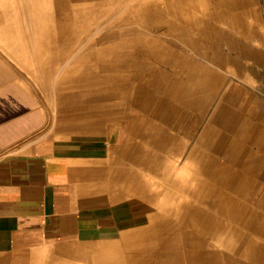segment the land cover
<instances>
[{
    "label": "bare ground",
    "instance_id": "bare-ground-1",
    "mask_svg": "<svg viewBox=\"0 0 264 264\" xmlns=\"http://www.w3.org/2000/svg\"><path fill=\"white\" fill-rule=\"evenodd\" d=\"M36 1L37 28L47 27L48 33L53 34H49L52 35L51 38L44 34V39H50L48 42L61 51L51 57H42V60L48 62V76L57 72L62 75L59 85L71 110L69 112H74L72 122H68L67 126L80 130H100L112 122L121 125L130 121V136L118 150L116 158V179L127 182L134 190H142L143 178H159L160 182L154 180L153 185H147L149 190L165 195L160 203H154L155 209L159 212H164L165 209L166 212L168 208L167 211L172 209L171 211L175 212L168 220L154 218L152 226L141 240H128L106 248L91 262L125 264L127 261L145 260L146 255L148 258H157L168 257L173 253L175 260L183 256L193 257L195 248H189V245L194 243L195 246V243L203 242V238L198 237L196 227L185 231H178L176 228H179L185 219L187 222H193L197 211L191 210V218L187 219L183 212L188 211L189 207L178 196L192 197L190 205L197 210L199 204L197 205L196 196L203 202L207 201L209 195H215L219 199L209 207L213 213L214 210H221V213L230 214L232 219L234 217L242 227L251 225L250 215L254 212L253 207L239 204L236 197H243L250 189L248 193L253 195L254 203L256 197L264 195V184H260L262 178L252 172L246 175L245 170L241 169L237 176L229 174L227 179L228 174L224 175L227 165L225 166L219 155L227 157L224 145L230 138L232 127L235 132L256 128L252 140L260 141V152L258 154L251 151L245 154L246 147L242 156L259 155L262 159L264 157V128L251 122L253 115L258 114L264 122V100L253 95L248 86L252 85L261 90L259 80L254 85L249 83V80L257 75L255 66L264 67V33L257 26L261 18L257 12L256 1ZM183 30L194 34L188 39L195 52H203L207 62L225 63L223 74L242 78L244 85L235 80H225L226 77L220 79L222 74L209 70L208 66H187L186 63L182 66L178 42L174 39H177L175 34H180ZM257 38L260 40V48L254 46V39ZM44 39L39 41L40 44L46 42ZM223 45L227 46L229 52H237L236 71L232 68L229 58L221 55L219 49L222 50ZM163 64H167L168 68H163ZM237 67L242 74L237 72ZM247 70L252 72L247 75ZM184 71L191 75L193 82L198 83L196 92L191 93L196 94L195 100L183 98L193 90L180 79V74ZM202 87L211 93H222V103L217 104L211 116L213 122L222 124L225 129L220 135L218 133L221 130L216 131V134L212 131L207 138L213 123L204 124V148L198 145L200 140L197 139V143H187L190 162L181 173L176 165H180L177 161L182 155L180 148L185 141L181 142L180 138H175L168 134L167 130L161 129L160 123H167L180 132L183 131L186 136L194 138L198 123L184 108L194 105L195 108H200L202 115V111L207 113V96L204 94L205 97H200L199 94ZM159 93L179 97L177 100L183 105L171 102L168 98L161 102V98L157 97ZM245 114L250 115L249 121ZM256 134L259 135L255 137ZM212 142L216 145L217 153L206 150L212 147ZM234 156L230 154L229 157ZM150 163L154 166L150 167ZM251 166L252 164L248 165L246 169L249 170ZM252 178L255 180L253 184ZM175 181L182 182H179L180 186H175ZM173 222H180V225L175 226ZM206 222L203 232L204 239L208 240L212 239L211 214ZM263 224L257 225V228ZM165 228H169L168 231ZM251 229L260 233L254 227ZM219 245L228 246V239L223 238ZM252 251L254 253L250 260H254L255 264H264V237L260 239L257 247L252 245Z\"/></svg>",
    "mask_w": 264,
    "mask_h": 264
},
{
    "label": "crops",
    "instance_id": "crops-1",
    "mask_svg": "<svg viewBox=\"0 0 264 264\" xmlns=\"http://www.w3.org/2000/svg\"><path fill=\"white\" fill-rule=\"evenodd\" d=\"M37 2L0 0V264H95L91 260L106 248L145 236L154 221L155 200L153 193L134 190L116 179L118 150L130 136L127 128L115 122L100 130L67 126L60 91L48 81V62L42 60L48 56V44L37 43L47 34V27L37 28ZM261 6L257 0L258 14ZM257 26L264 33V22L259 20ZM179 33L173 39L182 66H207L203 52L197 54L189 43L194 34ZM258 40L254 39V46L260 48ZM255 68L262 85L258 94L264 100V67ZM180 79L193 89L183 98L195 100L191 93L198 83L185 71ZM200 91V97L206 94ZM48 98L60 102L59 114L48 108ZM189 113L197 115L193 110ZM245 116L249 121L250 115ZM204 127L196 131V139ZM232 129L224 145L227 157L221 159L227 165V179L239 172L225 159L230 154L242 156L245 147L238 140L242 130ZM204 241V248L194 251L193 257L146 255L142 264H255L223 248L214 251L212 239Z\"/></svg>",
    "mask_w": 264,
    "mask_h": 264
},
{
    "label": "rangeland",
    "instance_id": "rangeland-1",
    "mask_svg": "<svg viewBox=\"0 0 264 264\" xmlns=\"http://www.w3.org/2000/svg\"><path fill=\"white\" fill-rule=\"evenodd\" d=\"M256 2H257V0H255ZM261 3H262V6H261V13L259 14L260 15V18H261V22L263 23L264 22V0H261ZM51 22H53V17L51 18ZM44 26H45V24H44ZM49 34H53V33H48V29H47V34L45 35V36H48V38H51L50 36H52V35H49ZM41 39H44V35H43V37H39L38 38V45H43V44H40V42L39 41H41ZM45 41H46V43L48 44V56L49 57H51V56H54V55H56V54H58L59 52H61V51H59V50H57V47H54L51 43H49L48 41L50 40V39H44ZM56 48V49H55ZM57 50V51H55V50ZM224 49H226V50H224ZM222 52L223 53H221V55L223 54L225 57H228L229 59V61H230V63H232V68L233 69H235V71H236V64H237V61H238V56H237V52L236 51H230V52H226V51H228V48H227V46H225V45H223L222 46ZM63 51V50H62ZM195 52V51H194ZM197 52V54H200L201 52H198V51H196ZM231 52H232V58L229 56L230 54H231ZM63 53H64V51H63ZM54 54V55H53ZM204 54V53H203ZM205 55V54H204ZM48 56H45V57H48ZM205 57H206V55H205ZM243 58V57H242ZM206 59H207V57H206ZM233 59V60H232ZM207 61V60H206ZM228 61V62H229ZM209 62V63H208ZM206 64H207V66L209 67V70H213V71H217V72H220L222 75H221V78L220 79H222V77H223V79H224V77H226V79L225 80H232V81H236L238 84H242V85H244V81H243V79L242 78H237L235 75H231V76H228V75H226V74H223V72H224V64L225 63H218V62H212V61H208ZM213 63V64H212ZM236 63V64H235ZM206 65H204L203 67H207ZM238 66V65H237ZM62 68H64V67H62ZM168 68V67H167ZM216 68V69H215ZM218 68H220V69H218ZM223 70V71H222ZM261 70H263V68H261ZM240 72L241 73V70H238V67H237V72ZM247 72V75H249L251 72H250V70H247L246 71ZM242 74V73H241ZM61 73L59 72H57V73H55L54 75H52V74H50V76H48V81L49 82H53V84H54V86H56V87H58V89H59V91H60V94H59V101L61 102V104H62V109H63V113H64V115L66 116V121H67V123L68 122H72L71 121V118L73 117V114H74V112L72 111V113H70L71 112V110L68 108V103H66L67 101L64 99V95H63V90L61 89V87H60V85H59V81H60V78H61ZM255 77H254V79H250L249 80V83H251V84H255L257 81H258V78H257V75H254ZM237 79V80H236ZM242 80V81H241ZM249 87H250V89L252 90V93H253V95H255L257 98H259L260 99V97H259V92L261 91V90H259L258 88H255V87H253L252 85H248ZM49 89V88H48ZM202 89H204V90H206V96H207V113H205L204 114V111H202V113H203V115L201 114V110H199L200 108H195L194 107V105H192L191 107H185L184 109L187 111V113L188 114H190L189 113V111L190 110H193V111H195V112H197L196 114V116L195 115H193V114H190V116L191 117H193L194 118V120L198 123V125H197V128H196V131L199 129V127L201 126H204V121H206L205 122V124L207 123V122H211V123H213V126H215V128L214 129H216L215 131H214V129H213V126H211L210 128H209V131H208V135L206 136L207 138L210 136V133L213 131L215 134H216V131H220L219 133H218V135H220L223 131H224V129H225V127L224 126H222V124L221 125H219V124H216L217 122H213L212 121V119H213V117L211 116V114H212V112L215 110V108H216V106H217V104L219 103V102H221L222 103V93L221 92H218V93H214V92H210L207 88L205 89V88H203L202 87ZM53 92L51 91V93H53L52 95H54V93H56V91H55V89L53 88ZM254 90V91H253ZM258 91V92H257ZM217 94V95H216ZM167 95V96H166ZM163 94V93H159L158 95H157V97H159V98H161V102H162V100L164 99V98H168L171 102L173 101L174 103H176V104H178V105H183V103L182 102H179L177 99L179 98V97H173L172 95H169V94ZM221 95V96H220ZM59 101H55V100H53L52 102L49 100V98H48V108L50 109V108H52L53 109V112H54V114L56 115V114H59L60 113V111L62 110L61 108H60V106L58 105V103H60ZM178 101V102H177ZM217 101V102H216ZM195 102H197V101H195ZM52 104V105H51ZM216 104V105H215ZM220 111H221V109H219ZM70 111V112H69ZM223 111V110H222ZM219 113H221V112H219ZM209 114V115H208ZM55 117V116H54ZM257 118V119H256ZM211 119V120H210ZM252 120L253 121H251L252 122V124H258V125H260V127L262 128H264V122H262V116L261 115H255V116H253L252 117ZM203 123V124H202ZM55 124H58L57 122H55ZM121 126H122V128H124V129H130V127H131V123H130V121H127V122H123L122 124H121ZM160 126H161V129H164V130H167V132H168V134H170V135H172V136H174L175 138H177L178 137V139L180 138L181 139V142L182 141H185V142H183V147H182V145H181V156H180V158L178 159V161H177V163L178 164H180V165H176V168H178L177 166H179V168H178V170L181 172V173H183V171H184V169H185V167L189 164V162H190V159L188 160V158H189V153H187L188 152V149H187V143H189V142H191L192 144L193 143H197V140L199 141L200 140V142H199V146H201L202 148H204L203 147V143H204V141H205V139H206V137H204V132H203V134H202V136H201V138H199V139H197L196 140V132H195V134H194V138L193 137H188V136H186L185 134H184V132L183 131H179V130H177V129H175V128H173L172 126H169V125H167V123H160ZM165 126H166V129H165ZM256 126V125H255ZM205 128V127H204ZM220 128V129H219ZM250 129V128H249ZM248 128H246L244 131H242V135H238V140L240 141V143L241 142H243L244 141V143H245V147H244V149H245V154H248V153H250L251 151H252V153H258L259 154V152H260V149H259V144H260V141L258 140L257 142L256 141H253L252 140V138H253V135H254V133L256 132V128H253V129H251L250 131H248L249 130ZM247 130V131H246ZM253 130V131H252ZM170 131V132H169ZM246 132H249V133H246ZM162 133H163V131H162ZM251 133V134H250ZM229 134H231V133H229ZM247 134V135H246ZM176 135V136H175ZM259 134H256L255 135V137H257ZM192 136V135H191ZM252 136V137H251ZM204 137V138H203ZM246 138V139H244V138ZM202 139V140H201ZM187 140V141H186ZM195 140V141H194ZM180 142V141H179ZM125 142L123 141V144H124ZM213 143V144H212ZM211 143V146L212 147H210V148H208V149H206L207 151H209V152H211V151H215L216 153L218 152V150H217V148H216V145H215V143L214 142H212ZM122 144V145H123ZM181 144V143H180ZM247 144H250V145H247ZM121 145V146H122ZM242 146V145H241ZM258 147V148H257ZM185 154V155H184ZM187 154V155H186ZM237 156V157H236ZM235 157H233V158H228V160L227 159H225V162H227V164L231 167V168H233L234 170H236V171H239V170H241V169H244L245 170V173H246V175L247 174H249V173H253V174H256L257 173V175H260L261 176V178H262V181L260 182V184H264V157H263V159L261 158V156H246V157H244V156H240L239 155V153L236 155ZM219 157L221 158V159H223L224 158V156L223 155H219ZM256 158V159H255ZM179 160H181V161H179ZM259 160V161H258ZM249 162H251L250 164H252V166H251V168L249 169V170H247L246 169V167H248V165H250L249 164ZM245 163V164H244ZM256 164V165H255ZM258 164V165H257ZM184 165V166H183ZM255 165V166H254ZM149 166L150 167H152V166H154L153 164H149ZM243 166V167H242ZM263 166V167H262ZM241 167V168H240ZM253 168V169H252ZM199 170H200V168H199ZM201 171V170H200ZM149 178H143V181H141L142 182V184H143V188H142V190H144V191H147V192H150V193H153V196H154V199H155V204H158V203H160L164 198H165V195H163V194H160V193H155V192H153V191H151V190H149L148 189V186L147 185H153V183H154V180L155 181H159L160 182V179L159 178H155V179H152V180H148ZM159 179V180H158ZM246 182H247V179L245 180ZM179 182L181 183L182 181H175L174 182V185L175 186H180L179 185ZM255 181L254 180H252V184L254 183ZM131 183V182H130ZM252 189H253V187H252ZM246 190H247V188H246ZM245 190V191H246ZM248 191H250V189L248 190ZM248 191H246V193L244 194V196L242 197V196H240V197H236L237 199H236V201L238 200V203L239 204H241V205H248L249 207L251 206V207H253V210H254V212H253V214L252 215H250V213L249 212H247V214L248 215H250V218H252V219H250V221H251V225L249 224V226L247 227V226H245V227H242L238 222H236L235 220H234V217H233V219L229 216V215H227V213L226 212H223V213H221L222 211L221 210H214V213H213V211H211V209H209V207L210 206H212L213 205V202H215L217 199H219L217 196H215V195H209V197L207 198V201L206 200H204L203 202L202 201H200L199 200V198L196 196V200H197V205H198V207H197V210H195L194 209V207H191V205H190V202H192V197H188L187 195H185V197L184 196H178L179 197V199H181V201L182 202H186V206H188L189 208H188V211L190 212H188V211H185V212H183L185 215H186V217H187V219L190 217L191 218V210L192 211H194V212H196V216H195V219L193 220V222H187L186 221V219H185V221H182V225H180V222H173V225H175V226H178V225H180V227L178 228H176L178 231H180V230H192L194 227H196V229H197V231H198V237H202L203 238V242H200V243H195V246H194V243H192L191 245H189V248H195V251L197 250V251H199L201 248H204V244H205V239H204V233L205 232H203L204 231V229H203V227H204V224L206 223L207 224V220H208V216H209V214H211V218H212V220H213V228H212V247H213V250H215V251H221L222 250V248L224 249V250H227V251H229L230 253L231 252H233V253H236V254H238V255H241V256H244V257H246V258H251L252 256H253V251H252V245L254 244V246L255 247H257L258 245H259V242H260V239L262 238V237H264V195H262V197H260V198H257L256 197V199H255V202L254 203H252L253 201L252 200H254V197H253V195H250L249 193H248ZM199 196V195H198ZM201 196H203V195H201ZM236 196H238V195H236ZM253 197V198H252ZM184 200V201H183ZM241 201V202H240ZM243 201V202H242ZM251 201V202H250ZM248 203V204H247ZM202 204V205H201ZM210 204H212V205H210ZM253 205V206H252ZM201 206V207H200ZM244 206V207H245ZM206 208V209H205ZM168 209V208H167ZM167 209H166V212H165V209H164V212L163 211H158V210H156L155 209V211H154V218H156V219H164V220H168V219H170L172 216H174L175 215V212L173 213V211H171L172 209H170V210H168L167 211ZM171 211V212H170ZM210 211L212 212V213H210ZM218 214H217V213ZM171 215H170V214ZM199 214H201V215H199ZM215 214V215H214ZM221 214V215H220ZM245 214V213H244ZM214 215V216H213ZM204 216V217H203ZM223 216V217H222ZM205 217H207V218H205ZM216 218H218V219H216ZM221 218V219H220ZM225 218V219H224ZM261 218V219H260ZM182 219H184V218H182ZM249 220V219H248ZM227 221V222H226ZM161 222V221H160ZM230 223V225H229V223ZM246 222V221H245ZM179 223V224H178ZM203 223V224H202ZM259 224H263L262 226H260V227H258L257 228V225H259ZM222 225V226H221ZM183 226V227H182ZM228 227V228H227ZM236 227V228H235ZM252 227H254L256 230L258 229L259 230V232L260 233H256V232H253V230L251 229ZM230 228V229H229ZM166 229V228H165ZM169 229V228H168ZM168 229H166V231H168ZM233 231H232V230ZM215 230V231H214ZM222 232H221V231ZM229 230V231H228ZM231 230V231H230ZM248 230V231H247ZM214 231V232H213ZM169 233V232H168ZM233 233V234H232ZM223 238H227L228 239V246L227 245H219V243L221 242V240L223 239ZM209 239H211V238H209ZM208 239V240H209ZM234 239H235V241H234ZM233 240V241H232ZM215 241H217V242H214ZM232 245V246H231ZM235 245H236V247H235ZM207 247H208V245H207ZM231 247V248H230ZM233 249V250H232ZM245 253V254H244ZM248 253V254H247ZM250 260V259H249ZM230 261H232V259H230ZM234 261H236V259L234 260ZM143 262H146L145 260H137V261H132L131 263L132 264H142ZM215 262V261H214ZM248 263V261H246V263L245 264H247ZM124 264V263H123Z\"/></svg>",
    "mask_w": 264,
    "mask_h": 264
}]
</instances>
